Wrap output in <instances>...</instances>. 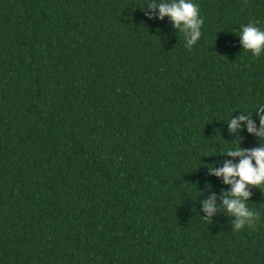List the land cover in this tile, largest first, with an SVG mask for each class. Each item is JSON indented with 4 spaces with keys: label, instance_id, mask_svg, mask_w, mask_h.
Instances as JSON below:
<instances>
[{
    "label": "trees",
    "instance_id": "trees-1",
    "mask_svg": "<svg viewBox=\"0 0 264 264\" xmlns=\"http://www.w3.org/2000/svg\"><path fill=\"white\" fill-rule=\"evenodd\" d=\"M151 2L0 0V264H264V192L252 228L202 212L208 165L264 146L228 127L264 104L236 35L264 0H193L191 49Z\"/></svg>",
    "mask_w": 264,
    "mask_h": 264
},
{
    "label": "clouds",
    "instance_id": "clouds-1",
    "mask_svg": "<svg viewBox=\"0 0 264 264\" xmlns=\"http://www.w3.org/2000/svg\"><path fill=\"white\" fill-rule=\"evenodd\" d=\"M153 11L158 9L159 18L169 17L173 27L184 33L186 47L191 49L200 40L203 18L199 7L193 0H170L157 3L156 0L147 6ZM150 15V13H148ZM258 22H249L241 26L239 37L243 50L250 51L253 56L259 57L264 53V28L257 26ZM243 114L231 115L228 120L229 130L235 134L237 129L246 130L256 135L264 145V104L255 106L254 113L247 110ZM236 113V112H235ZM259 119V126L255 119ZM238 146L226 151V155L233 158L224 162L221 168L208 165L211 174L222 177L224 183L231 185L230 191L225 192L222 204H218L215 197L202 201L204 219L209 220L218 209L232 219V230L238 232L245 227L252 228L260 219V214L249 208L251 187H258L264 192V146L247 149L237 142ZM238 160V162H234Z\"/></svg>",
    "mask_w": 264,
    "mask_h": 264
}]
</instances>
